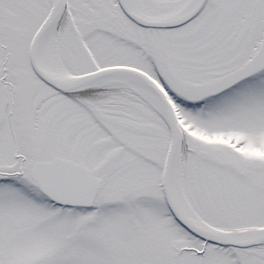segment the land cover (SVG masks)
<instances>
[{"label": "snow or ice", "instance_id": "6c2138e0", "mask_svg": "<svg viewBox=\"0 0 264 264\" xmlns=\"http://www.w3.org/2000/svg\"><path fill=\"white\" fill-rule=\"evenodd\" d=\"M0 264H264V0H0Z\"/></svg>", "mask_w": 264, "mask_h": 264}]
</instances>
